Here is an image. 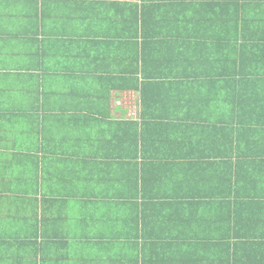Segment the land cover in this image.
<instances>
[{
	"label": "trees",
	"instance_id": "obj_1",
	"mask_svg": "<svg viewBox=\"0 0 264 264\" xmlns=\"http://www.w3.org/2000/svg\"><path fill=\"white\" fill-rule=\"evenodd\" d=\"M40 179L185 220L156 264H264V0H0V264H64Z\"/></svg>",
	"mask_w": 264,
	"mask_h": 264
},
{
	"label": "crops",
	"instance_id": "obj_2",
	"mask_svg": "<svg viewBox=\"0 0 264 264\" xmlns=\"http://www.w3.org/2000/svg\"><path fill=\"white\" fill-rule=\"evenodd\" d=\"M46 32L49 33V27L46 28ZM115 32L117 33L118 30L116 29ZM59 156H61L60 151ZM38 157L40 175L53 174L44 173V162L48 156L39 152ZM42 186L43 182L40 179V188H38L37 195L32 194V199L39 207L37 222L40 224L41 229L46 228L45 208L55 206L62 213L65 210L68 214L60 217L57 225L54 220L51 222L52 228L49 227L51 235L47 237V240L55 243L53 244L54 247H59L55 249V253L63 252L64 264H156L153 261L156 255L153 247L154 240L155 243L161 242L163 247H168L170 242L175 239L178 243L174 244L179 246L183 242L189 241V239H186L187 237L179 239V233L177 232L180 230L181 225L184 226L185 224V220L180 218L173 223L180 225V227L170 225L163 234H158V237L154 238V235H152L154 225L155 228H166V224L169 222L168 216L171 215L170 212L162 214L158 210L157 212L154 207L143 203L139 205L140 207L145 205V216L141 219L133 218L131 220L128 219V215L122 218L117 214H106L109 210L113 211L112 203L114 200H111L108 196H98L90 191V188H42ZM181 189L164 188L158 193V198L151 202L156 205H169L174 202L176 197H181L178 193L187 192ZM88 207L92 209L95 219L91 216H82L90 213L87 210ZM41 211L42 217L40 215ZM98 213L101 214L97 218ZM144 219L147 223L152 224L151 229L143 228ZM130 237H133V239ZM43 240V238H40V241ZM136 241L140 245L136 246ZM51 256L53 257L52 264H58L56 263L59 260L57 255L53 254Z\"/></svg>",
	"mask_w": 264,
	"mask_h": 264
},
{
	"label": "rangeland",
	"instance_id": "obj_3",
	"mask_svg": "<svg viewBox=\"0 0 264 264\" xmlns=\"http://www.w3.org/2000/svg\"><path fill=\"white\" fill-rule=\"evenodd\" d=\"M137 99H138V95H135L133 92H126L123 95L122 103L124 104V108L126 110H129V112H131L130 114H132L133 110H135V108L138 107V106L137 107L135 106V102L137 101ZM138 111H139V108L136 109V113ZM131 118H133V117H131Z\"/></svg>",
	"mask_w": 264,
	"mask_h": 264
},
{
	"label": "built area",
	"instance_id": "obj_4",
	"mask_svg": "<svg viewBox=\"0 0 264 264\" xmlns=\"http://www.w3.org/2000/svg\"><path fill=\"white\" fill-rule=\"evenodd\" d=\"M137 108H138V107H137ZM137 108H135V110H133V113H136V109H137Z\"/></svg>",
	"mask_w": 264,
	"mask_h": 264
}]
</instances>
